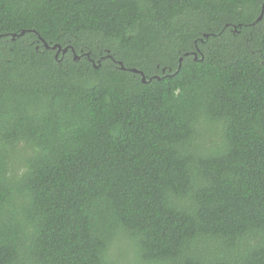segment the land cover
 Listing matches in <instances>:
<instances>
[{"label": "trees", "instance_id": "16d2710c", "mask_svg": "<svg viewBox=\"0 0 264 264\" xmlns=\"http://www.w3.org/2000/svg\"><path fill=\"white\" fill-rule=\"evenodd\" d=\"M263 10L0 0V264H264Z\"/></svg>", "mask_w": 264, "mask_h": 264}, {"label": "water", "instance_id": "95a60500", "mask_svg": "<svg viewBox=\"0 0 264 264\" xmlns=\"http://www.w3.org/2000/svg\"><path fill=\"white\" fill-rule=\"evenodd\" d=\"M263 13H264V10H263ZM263 13H262V15L260 16V18L258 19V21L261 20V19L263 18ZM23 34H24V32L22 33V35H23ZM46 46H47V45H46ZM47 47H49V46H47ZM56 48H59V52L62 51V47H61V46H59V45H55V46L53 47V49H56ZM63 51H64V52H67V51H68V48L64 49ZM87 57H89L88 54H87ZM76 58H79V57L76 56ZM122 67H123V66H122ZM123 69H124V67H123ZM132 71L135 72V73H138V72H139L137 69H132ZM142 81H143V82H146L145 77H143Z\"/></svg>", "mask_w": 264, "mask_h": 264}]
</instances>
